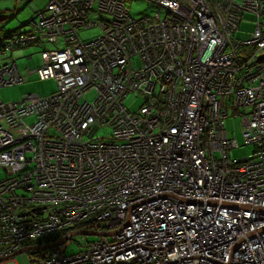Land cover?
I'll list each match as a JSON object with an SVG mask.
<instances>
[{
    "label": "built area",
    "instance_id": "2783aa9c",
    "mask_svg": "<svg viewBox=\"0 0 264 264\" xmlns=\"http://www.w3.org/2000/svg\"><path fill=\"white\" fill-rule=\"evenodd\" d=\"M148 1L165 14L48 0L0 45L7 57L63 42L28 72L55 92L0 100V264L19 250L30 264H264V0ZM245 13L249 40L236 37ZM23 80L15 60L0 64V87ZM133 91L148 97L137 114ZM242 106L253 152L240 159L226 118ZM80 230L101 234L73 254V237L24 250Z\"/></svg>",
    "mask_w": 264,
    "mask_h": 264
},
{
    "label": "rangeland",
    "instance_id": "374dc122",
    "mask_svg": "<svg viewBox=\"0 0 264 264\" xmlns=\"http://www.w3.org/2000/svg\"><path fill=\"white\" fill-rule=\"evenodd\" d=\"M48 0H0V41L8 33L14 32L18 29L21 31H29L32 24H27L34 15L36 9H44ZM127 7L130 10L132 17L138 18L144 15H154L157 12L162 15L165 10L148 0H127ZM101 18V13L96 8L89 12V19L98 20ZM264 19V18H262ZM256 17L250 13L243 15L240 23V29L236 34L241 40H249L251 33L256 25ZM101 28L95 26L89 29H82L80 35L84 39H89L99 35ZM62 46L63 42L57 44L42 42L35 43L32 46L24 48H17L11 51L10 59L16 61L20 73L24 76L21 83L6 85L0 87V100L5 102L20 101L25 95L32 93L40 96H48L57 90V81L55 78L41 79L36 73H28L30 70L40 67L43 64L42 51L45 49L56 48ZM0 63L4 60L0 57ZM96 97L95 91L87 93L88 100H94ZM148 99L140 92H130L124 99L126 107L134 114H137L142 104ZM250 106H242L238 109L230 108L228 117L226 118V128L230 136H236L239 140L240 147L231 151V155L238 158L245 156L250 157L253 152L252 145H245L242 135V120L245 115L251 114ZM30 121V120H29ZM110 131V130H109ZM107 130L101 129L98 136H105ZM218 154V153H217ZM5 172L0 167V177H3ZM98 237L94 235H87L88 241H95ZM86 241L84 235H75L68 245V254L77 253L86 248ZM16 260L19 264H30L29 254L22 252L16 255Z\"/></svg>",
    "mask_w": 264,
    "mask_h": 264
},
{
    "label": "water",
    "instance_id": "95a60500",
    "mask_svg": "<svg viewBox=\"0 0 264 264\" xmlns=\"http://www.w3.org/2000/svg\"><path fill=\"white\" fill-rule=\"evenodd\" d=\"M100 232H94V231H85V230H80V231H73L71 233H69L68 235L63 236L62 238H60L59 240H57L54 243L51 244H46V245H37V246H31L28 248H24V250L26 249H46V248H50L62 243H65L68 239L74 237L75 235H100ZM106 235H110V234H106ZM23 252V250H19L18 252H16V254H19Z\"/></svg>",
    "mask_w": 264,
    "mask_h": 264
},
{
    "label": "trees",
    "instance_id": "16d2710c",
    "mask_svg": "<svg viewBox=\"0 0 264 264\" xmlns=\"http://www.w3.org/2000/svg\"><path fill=\"white\" fill-rule=\"evenodd\" d=\"M28 23V22H27ZM22 32L20 29H18V30H16V31H14V32H11V33H8L7 35H5L4 37H3V39L0 41V45H2V44H4V43H6L5 41L9 38V37H11L13 34H15V33H18V32ZM10 54H11V52H9V54L7 55V57H2V58H5V59H10ZM78 226H80V225H78Z\"/></svg>",
    "mask_w": 264,
    "mask_h": 264
},
{
    "label": "crops",
    "instance_id": "0c3cea01",
    "mask_svg": "<svg viewBox=\"0 0 264 264\" xmlns=\"http://www.w3.org/2000/svg\"><path fill=\"white\" fill-rule=\"evenodd\" d=\"M30 1H32V0H30ZM0 59H1V58H0ZM2 59L4 60L3 62L7 61V59H5V58H2ZM3 62H2V63H3ZM0 64H1V63H0Z\"/></svg>",
    "mask_w": 264,
    "mask_h": 264
}]
</instances>
